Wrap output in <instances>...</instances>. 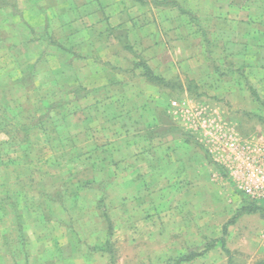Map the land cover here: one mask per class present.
<instances>
[{
  "label": "rangeland",
  "instance_id": "374dc122",
  "mask_svg": "<svg viewBox=\"0 0 264 264\" xmlns=\"http://www.w3.org/2000/svg\"><path fill=\"white\" fill-rule=\"evenodd\" d=\"M121 21L148 31L97 52ZM10 22L22 34L0 31V264H173L221 238L182 264L264 261V0H0ZM96 25L94 44L68 37Z\"/></svg>",
  "mask_w": 264,
  "mask_h": 264
},
{
  "label": "crops",
  "instance_id": "0c3cea01",
  "mask_svg": "<svg viewBox=\"0 0 264 264\" xmlns=\"http://www.w3.org/2000/svg\"><path fill=\"white\" fill-rule=\"evenodd\" d=\"M134 1H136V0H134ZM138 2V1H137ZM139 3H141V4H144V3H142V1H139ZM35 9V10H34ZM33 10L35 11V13L37 14V15H39V13H41L40 12V10L39 9H36V8H29L26 12H25V20L26 21H28L29 23H30V18L32 17V12H33ZM10 13H14V11L13 10H8ZM71 11H64V12H62V13H60L59 15H60V18H62L63 19V21H64V23L66 24V23H72L73 22V20H74V18L71 20L70 19V15H69V13H70ZM184 12V11H183ZM96 13V12H95ZM95 13H91V15H94ZM185 13V12H184ZM29 16H30V18H29ZM185 17H187L186 16V14H185ZM16 18H17V15H14V21H16ZM109 20V23H111L112 22V20H110V18L108 19ZM2 21V20H1ZM2 23V22H1ZM0 23V31H2V30H4V29H7L8 31H14L10 36H9V39H11V40H13L14 38H21L20 36H21V34L22 33H20V32H16L17 31V28H18V26H14L11 22L10 23H3V24H1ZM31 24V23H30ZM119 24H121L119 27L120 28H124L125 30H126V41H128V43L131 45V46H133V43L131 42V35L135 32V33H139L140 34V32H147L148 31V26L147 27H144L143 28V30H139L136 26V28H134L133 26H130V25H127L126 23H124L123 21H121V22H119ZM25 25H26V23H25ZM33 25V24H32ZM118 25H116V26H114V25H111V26H109V27H107V28H103V29H100L99 30V32H100V36H104L105 37V45H102V44H99L98 45V50H97V52L100 50V47H104V48H107V46H108V44L109 43H112V41L113 40H115V41H117V43L119 44H121L122 46H123V48L124 49H127L126 48V46H125V42H123L122 41V37L120 36V35H118V33H117V30H118V28L119 27H117ZM73 27V26H72ZM98 26L96 25V26H93V27H89V28H87V29H83V28H79L80 30H77L76 32H74V33H72V35H71V32H70V34H69V36L68 37H70L71 39H72V41H74V39L76 40L77 38H79V37H85L84 38V40H86V42L85 43H83L81 46H85L86 44H89V41H87V40H90V44H94V42L93 41H96V37H98V35L96 34V28H97ZM64 28H66V29H68V31H70L71 30V27L69 26V25H66ZM109 28V29H108ZM36 29V28H35ZM24 30H26V31H24V36L23 37H25L26 39H28V37H32V30H30V29H26V28H24ZM103 31V32H102ZM93 32H94V34H95V36L93 35ZM17 34H18V36H17ZM28 36V37H27ZM44 38L45 39H47L48 40V35L47 36H44ZM64 39V38H63ZM65 39H66V37H65ZM249 40V44H246L245 46H246V48H248L249 47V49L251 48V46H252V48H255V47H253V43L251 44V41L253 40V38H251L250 36H249V38H248ZM19 40V39H18ZM17 40V41H18ZM21 41V39L18 41V42H20ZM75 42V41H74ZM124 44H123V43ZM96 44V43H95ZM134 47V46H133ZM132 47V48H133ZM245 48V49H246ZM79 49H80V51L83 49V48H80L79 47ZM91 49H94L93 47L91 48ZM247 50V51H244V54H246L247 53V59H248V63H252L251 62V56L253 57V59H254V57L256 56V54L255 53H253V54H251V50ZM100 53V52H99ZM255 60V59H254ZM138 61L139 60H135L134 62H133V64L135 65V67H136V69H140V74L143 76V74H142V68L141 67H139L136 63H138ZM253 61V60H252ZM33 63H36V62H33ZM94 63H95V60H94ZM147 63L149 64V62L147 61ZM74 64V63H73ZM43 65H45L44 63H42V62H40V63H36V66H34V64H32L31 66H29V68L26 70V72L28 71V72H33V70H35V68H38L39 67V69H41V70H43V69H45V67H46V65L45 66H43ZM150 66H151V64H149ZM67 67H70L71 65H69V64H67L66 65ZM31 67V68H30ZM152 68H153V66H151ZM30 69H32V70H30ZM154 69V68H153ZM110 71V70H109ZM57 74L58 73H62L63 71L61 70V68H59L58 69V71H55ZM111 73L112 72H110V74L109 75H111ZM156 74H158L157 72H155ZM158 75H160V74H158ZM160 76H162V75H160ZM144 77V76H143ZM164 77V76H163ZM104 80L107 82L108 81V78L106 77V78H104ZM26 86V85H25ZM188 147L190 146V145H187ZM188 155V154H187ZM188 157V159H189V156H187Z\"/></svg>",
  "mask_w": 264,
  "mask_h": 264
},
{
  "label": "trees",
  "instance_id": "16d2710c",
  "mask_svg": "<svg viewBox=\"0 0 264 264\" xmlns=\"http://www.w3.org/2000/svg\"><path fill=\"white\" fill-rule=\"evenodd\" d=\"M125 46L127 49H133L132 46L128 43V41L125 42ZM136 64L142 68L143 76L145 78H147V80L150 81L151 83H163V84L170 85V80H167V79H165V77L156 74L154 69L145 60H142ZM260 208H261L260 205H256V206H253V208H243L241 211H242V213L254 212ZM104 217H105L107 224H108L109 235L111 236L112 232H113V224H112L111 216H110L109 212L106 210L104 211ZM236 217L237 216H235L227 224H225L224 233L227 232L228 225L232 224L235 221ZM217 242H220L221 245L223 247H225L224 238H221L220 240L215 239L212 243H208L201 252H190L188 254H184V255L180 256L179 258H177V260L173 264H182L185 261H189L195 257H198V256L206 253L207 251H209L213 247H215ZM107 245H109V240L106 241V246ZM227 251H228V253H230L229 250H227ZM230 261H231V258H230ZM257 264H264V261L258 262Z\"/></svg>",
  "mask_w": 264,
  "mask_h": 264
},
{
  "label": "built area",
  "instance_id": "2783aa9c",
  "mask_svg": "<svg viewBox=\"0 0 264 264\" xmlns=\"http://www.w3.org/2000/svg\"><path fill=\"white\" fill-rule=\"evenodd\" d=\"M247 190H248V191H251V187H250V186H247Z\"/></svg>",
  "mask_w": 264,
  "mask_h": 264
}]
</instances>
